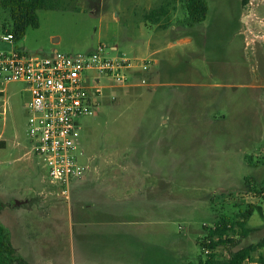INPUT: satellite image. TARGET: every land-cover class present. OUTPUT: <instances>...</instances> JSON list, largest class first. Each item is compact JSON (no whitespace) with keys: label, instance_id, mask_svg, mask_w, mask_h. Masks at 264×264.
<instances>
[{"label":"rangeland","instance_id":"rangeland-1","mask_svg":"<svg viewBox=\"0 0 264 264\" xmlns=\"http://www.w3.org/2000/svg\"><path fill=\"white\" fill-rule=\"evenodd\" d=\"M206 1V21L192 28L182 0H71L75 9L39 11V28L20 43L3 42L0 31V52L49 58L54 50L107 45L135 65L148 62L130 81L143 86L104 90L95 113L79 119L80 161H92L101 177L71 182L69 200L33 153L30 93L23 83L5 84L0 225L28 263L206 264L208 229L253 205L252 231L245 237L236 229L238 244L217 254L226 260L264 239V0ZM167 2L171 11L161 22L168 27H145V15ZM155 32L162 36L151 48ZM126 167L132 172L125 179ZM115 176L116 199L107 201L104 188ZM31 198L53 205L50 218L16 206ZM94 201L101 215L89 209ZM96 216L104 223L83 224Z\"/></svg>","mask_w":264,"mask_h":264},{"label":"built area","instance_id":"built-area-1","mask_svg":"<svg viewBox=\"0 0 264 264\" xmlns=\"http://www.w3.org/2000/svg\"><path fill=\"white\" fill-rule=\"evenodd\" d=\"M3 42L13 43V36L4 35ZM147 63L135 65L118 47L107 45L85 53L56 51L49 58H30L16 49L0 52V101L5 99V84L25 85L31 96L28 134L33 153L43 160L49 182L60 196L69 200L71 182L82 180L90 170L80 161L84 152L79 119L95 113L104 90L143 86L144 80L130 81L136 80V69L148 70Z\"/></svg>","mask_w":264,"mask_h":264},{"label":"trees","instance_id":"trees-1","mask_svg":"<svg viewBox=\"0 0 264 264\" xmlns=\"http://www.w3.org/2000/svg\"><path fill=\"white\" fill-rule=\"evenodd\" d=\"M70 3L71 0H0L1 34L12 35L13 44L20 43L29 29L39 28V11L75 9V7L70 8ZM170 6V3L167 2L158 9L150 11L145 15V20L152 24H158L163 18L169 16ZM182 6L187 27L192 28L206 21L209 12L206 0H182ZM260 195L264 197V191L260 192ZM24 203L22 202V205ZM1 208H3L2 205H0ZM256 208L253 205L251 208L239 212L238 219L234 221L227 216H223L214 227L208 229L207 236L201 241L203 251H211L207 255L206 264H245L246 262H252L256 253H259L258 264H264V254L262 253L264 250V239L257 244L235 252L226 260H221L217 254V249L220 247L238 244L232 237L236 229H240L245 237L249 235L252 230L247 228V225ZM0 264H30L19 256L18 251L11 243L9 233L2 225H0Z\"/></svg>","mask_w":264,"mask_h":264},{"label":"crops","instance_id":"crops-1","mask_svg":"<svg viewBox=\"0 0 264 264\" xmlns=\"http://www.w3.org/2000/svg\"><path fill=\"white\" fill-rule=\"evenodd\" d=\"M144 22H145L144 26L148 27V22L147 21H144ZM167 27L168 26L163 25L161 21L158 24H152V30H154V31H155V29H157V30L166 29ZM161 36H162V34L160 32H155L152 36L150 35V37H149L150 43L148 45H150L151 48H155L156 45H155L154 41H157ZM174 44H176V41L174 42ZM56 51H58V50H54L52 55H54ZM150 78L152 79V77H150ZM95 160H93V161H95ZM92 163L93 162L91 161L90 170L88 171V173L85 175V177L83 179L89 178L90 180L92 179V182L97 183L96 181H98V179L101 177V174H100L101 172H100L98 166L93 167ZM137 169H141V166H138ZM131 172H132V170H129V168L126 167L122 171V173H123L122 177H125V179H126V177L131 175ZM109 181L112 183V185H111L112 188H111V186H108L107 188H104V191H107L106 193L108 194V197H106L107 201H109V199L110 200L111 199H116L115 194H114V192L112 190L115 187H117V181H118L117 176L111 178ZM41 195L45 196L44 194H41ZM21 202H25V201H21ZM21 206H25V207H27L30 210L39 209V214L41 216H43L44 218H50V216L52 215L53 205L51 203L47 202V201L39 200L38 198L28 199V200H26V202L23 205H20L18 207H21ZM89 209L92 210L94 215H96L97 213H99L100 215L102 214L100 212V210L102 211V207H98V204H97L96 201H94L93 204L89 205ZM102 220L103 219H102L101 216H96V217H94L92 219L93 222L90 221V220H84L83 224L84 225H90V224L93 223V224H96V225H101V224L104 223V222H102Z\"/></svg>","mask_w":264,"mask_h":264},{"label":"water","instance_id":"water-1","mask_svg":"<svg viewBox=\"0 0 264 264\" xmlns=\"http://www.w3.org/2000/svg\"><path fill=\"white\" fill-rule=\"evenodd\" d=\"M22 205V202H16V206Z\"/></svg>","mask_w":264,"mask_h":264}]
</instances>
